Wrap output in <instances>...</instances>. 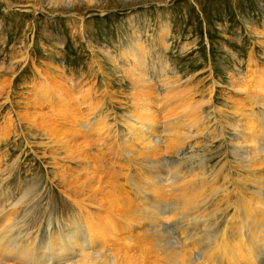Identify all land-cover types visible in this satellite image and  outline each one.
Returning a JSON list of instances; mask_svg holds the SVG:
<instances>
[{"label": "rangeland", "instance_id": "rangeland-1", "mask_svg": "<svg viewBox=\"0 0 264 264\" xmlns=\"http://www.w3.org/2000/svg\"><path fill=\"white\" fill-rule=\"evenodd\" d=\"M133 53L139 56V65L130 56ZM252 59V68L256 67L264 79V0H0V214H11L12 206L23 202L18 213L10 216L11 222L16 221V229L22 227L21 241L37 236L44 245L59 233L73 240L70 226L76 225L78 216L68 196L79 202L109 198L115 208L121 202L112 197L113 188L124 180L113 170L122 162L93 141L94 133L86 137H72L70 133L85 131L89 125H80L82 122L93 124L105 116L110 134L117 132L118 143L129 139V131L120 125L122 120L132 121L134 109L131 93L136 90L128 73L132 69L135 74L142 72L143 65L151 95L165 97L171 110L178 104L172 99L175 90L195 86L194 101L201 98L205 88L202 98L211 96L210 107L204 108L207 116L214 105L226 109L240 96L247 63ZM46 89L51 90V96L42 100ZM208 89H213L210 95ZM165 117L151 136L162 149L171 134L163 132V121L168 120ZM72 120L75 126L69 122ZM45 129H51V138ZM58 135L63 141L68 139L65 145L69 154L64 153V145L59 149L54 146ZM209 138L203 134L197 140H203L204 145L195 148L190 143L178 155L155 158L167 165L180 163L209 146H218L216 139ZM155 158L140 161L144 164ZM217 159H206V169L211 172ZM139 169L144 171V167ZM162 178L158 179L163 182ZM221 206L227 208L224 215H231L230 198ZM127 219L120 215L113 220L124 229L133 223ZM142 224L145 227L140 228L146 229L148 223ZM176 225L178 221L175 225L161 222L173 246L183 240ZM136 231L123 230L117 237L132 236ZM93 254L97 256L96 250ZM77 258L52 264H71ZM149 259L137 264H150L153 258Z\"/></svg>", "mask_w": 264, "mask_h": 264}, {"label": "bare ground", "instance_id": "bare-ground-1", "mask_svg": "<svg viewBox=\"0 0 264 264\" xmlns=\"http://www.w3.org/2000/svg\"><path fill=\"white\" fill-rule=\"evenodd\" d=\"M130 56L134 63L139 65V56H135L134 53ZM249 61L251 62L247 63V73L243 78L245 86L238 91L240 96L231 100L232 105H228L226 109L213 104V108L208 111H212L209 113L214 119L212 124L211 115L207 117L209 114L206 116L204 113V108L211 105V96L207 100L202 98L205 96L203 94L205 88L200 93L201 98L194 101L192 96L193 93L196 94L195 86L185 85V89L179 92L175 90L172 99L178 104L176 103L171 110L170 102L165 97L155 98L151 95L143 65L140 66L142 70L140 73L135 74L132 69V73L130 71L127 77L134 82L132 86L136 90L135 94L131 93L133 95L131 104L134 109L130 117L133 122L122 120L123 123L120 124L127 132L129 131V139H125L124 144L118 143L117 132L110 134L109 123L105 122L104 115L103 118L98 117L93 124H89L88 121L82 122L80 125H89L85 131L76 129L70 133L72 137H84L88 133H94L93 141L108 149L112 158L122 162L117 164L119 168L113 170L119 173L117 178L124 181L121 183L120 180L117 181L119 184L113 188L112 196L122 204L113 208L112 201L111 204L107 201L109 198L86 199L79 202L76 198L68 196L74 205L73 209L77 211L73 213L78 216L76 225L70 226L73 230L70 239L73 240H69L68 236L64 238L59 233L43 245L39 243L37 236L31 241H29L31 237L25 241L20 240L23 236L20 230L22 227L16 229V221L11 222L10 218L16 215L18 208L23 205V202H18L17 206H12L11 214H0V264H52L60 260H71L73 256L78 258L71 264H137L147 263L149 257L153 258L150 264H264V79L261 75L258 76L256 67L252 68L255 60ZM134 75H137L138 79ZM40 89L37 91L40 92ZM212 90L208 89L206 93L210 95ZM50 93L51 90L46 89L41 94L42 100L49 98ZM63 95V98H66V95ZM95 112L92 110L93 114H96ZM164 116H167L165 118L168 120L163 121V132L171 134L167 135L162 149L159 141L156 142L151 136ZM74 121L69 122L75 126ZM145 124L148 126L146 129ZM73 126L72 129L75 128ZM45 131L43 130L49 136L51 129ZM203 134H208L211 141L216 139L214 141L218 146L213 149L209 146L210 148L203 149L202 153L198 152L195 156L193 154L190 158L173 165H167L159 160L158 157H162L163 154L178 155L179 151L185 150L190 143L195 148L204 145L203 140H197ZM173 136L175 137L171 138ZM60 138L58 135L57 139ZM57 139L54 146L59 149L64 145L62 148L64 153L69 154L70 148L66 144L68 139L64 141ZM261 143L263 146H260ZM227 145L229 149L225 148ZM227 152L229 154H226ZM153 157L158 160L144 164L140 161ZM213 157L218 159L210 172L208 168L206 169L205 161ZM138 167H144V171ZM132 170L136 171L135 174H131ZM161 176L163 182L158 179ZM25 195L23 194L21 198L23 199ZM227 198H230L232 209L229 216L224 215L227 208L221 206ZM211 200L214 202L209 206ZM162 208L166 209L165 212ZM118 214L133 220V223L129 224L130 227L120 229L114 223L120 216ZM141 221L148 223L146 229L140 228L143 225ZM177 221L179 225H176V228L180 235H183V240L181 244L173 246L169 244L170 235L167 229L161 228V222H173L175 225ZM116 228L129 233L132 229L138 231L132 236H122L118 239V234L124 232H117ZM187 243L192 245L188 246ZM139 244L140 247H135ZM94 250L97 256L93 254ZM194 250L197 252L196 256L193 254ZM107 252L109 257L106 255Z\"/></svg>", "mask_w": 264, "mask_h": 264}]
</instances>
